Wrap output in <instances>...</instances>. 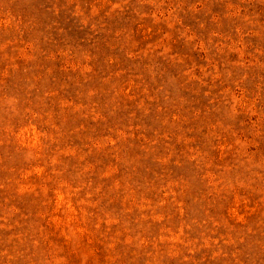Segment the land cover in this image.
Wrapping results in <instances>:
<instances>
[{
	"label": "rangeland",
	"instance_id": "rangeland-1",
	"mask_svg": "<svg viewBox=\"0 0 264 264\" xmlns=\"http://www.w3.org/2000/svg\"><path fill=\"white\" fill-rule=\"evenodd\" d=\"M0 264H264V0H0Z\"/></svg>",
	"mask_w": 264,
	"mask_h": 264
}]
</instances>
